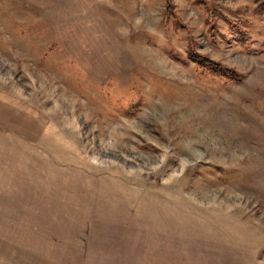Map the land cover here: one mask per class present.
<instances>
[{
    "label": "rangeland",
    "instance_id": "1",
    "mask_svg": "<svg viewBox=\"0 0 264 264\" xmlns=\"http://www.w3.org/2000/svg\"><path fill=\"white\" fill-rule=\"evenodd\" d=\"M261 2L0 0L20 260L264 264Z\"/></svg>",
    "mask_w": 264,
    "mask_h": 264
},
{
    "label": "crops",
    "instance_id": "2",
    "mask_svg": "<svg viewBox=\"0 0 264 264\" xmlns=\"http://www.w3.org/2000/svg\"><path fill=\"white\" fill-rule=\"evenodd\" d=\"M11 199L13 202H10ZM20 201L22 200L19 194L0 190V229L5 232L4 236L3 231L0 232V264H25V261L19 258L22 252L26 255L27 247H33V241L27 240L26 232H24V238H18L17 229L14 230L15 225L13 226L12 221L6 218V216L25 214V210L17 206ZM26 228L25 225V230ZM27 252L31 253V250Z\"/></svg>",
    "mask_w": 264,
    "mask_h": 264
},
{
    "label": "trees",
    "instance_id": "3",
    "mask_svg": "<svg viewBox=\"0 0 264 264\" xmlns=\"http://www.w3.org/2000/svg\"><path fill=\"white\" fill-rule=\"evenodd\" d=\"M259 11L261 13H264V0L259 4ZM198 65L201 68H209L213 70L214 72L218 73L220 76L225 78L226 80L230 81H241L242 80V75L235 70L226 68L224 66L219 65V63H216L212 60H208L206 58H200L198 61Z\"/></svg>",
    "mask_w": 264,
    "mask_h": 264
}]
</instances>
